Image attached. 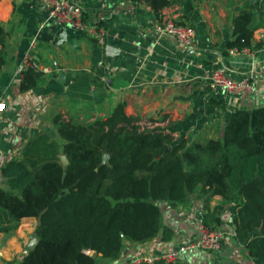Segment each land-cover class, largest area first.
Returning <instances> with one entry per match:
<instances>
[{
    "label": "crops",
    "instance_id": "crops-1",
    "mask_svg": "<svg viewBox=\"0 0 264 264\" xmlns=\"http://www.w3.org/2000/svg\"><path fill=\"white\" fill-rule=\"evenodd\" d=\"M74 1L82 5L87 21L105 30V48L85 33L68 28L59 41L63 27L43 23L46 12L41 0H0V21L9 33L7 63L0 71V99L6 101L0 114V187L8 188L1 168L8 160L21 159L32 137L46 133L59 141L52 122L56 115L90 122L123 102L125 114L136 118L141 128L168 132L174 141L186 138L189 143L219 138L224 120L236 109L264 106V26L254 31L250 53H230L225 46L231 38L230 17L249 4L256 14L264 13V0H170L161 13L196 28L189 46L156 32L159 19L144 0ZM33 37L38 41L33 56L45 65L56 62L61 71L40 73L35 87L22 90L20 62ZM219 66L235 79L253 73V93L232 96L221 88L209 89L207 76ZM60 73H64L63 81L57 78ZM207 98L221 101L211 114L206 113ZM236 202H224L215 195L205 204L199 193L189 194L184 204L160 202L162 224L173 231L170 239L158 234L144 243L125 240L119 259L98 255L95 264H122L144 253L160 256L190 243L208 211H214L225 232L221 251L192 249L181 254L180 262L255 264L234 236ZM36 224V217H23L15 230L0 231V264H19L26 243L36 238Z\"/></svg>",
    "mask_w": 264,
    "mask_h": 264
},
{
    "label": "trees",
    "instance_id": "trees-1",
    "mask_svg": "<svg viewBox=\"0 0 264 264\" xmlns=\"http://www.w3.org/2000/svg\"><path fill=\"white\" fill-rule=\"evenodd\" d=\"M144 1L158 19L170 3ZM263 18L252 4L230 17L226 48L251 47ZM8 36L0 21V71L7 63ZM40 77L24 71L20 89L35 87ZM220 104L207 98L206 113ZM52 122L61 143L37 134L24 145L21 159L1 168L8 188L0 187V231L15 230L23 217L37 218L35 248L27 249L19 264H95L98 255L114 261L125 240L144 243L158 234L168 240L173 231L163 226L159 203L184 204L196 191L205 204L215 195L224 202L237 200L235 239L255 264H264V106L230 112L222 135L204 142L174 141L171 133L141 128L125 114L123 102L90 122L60 115ZM104 153L109 154L107 164L100 163ZM60 155L66 156V165ZM201 222L219 226L220 219L208 211Z\"/></svg>",
    "mask_w": 264,
    "mask_h": 264
},
{
    "label": "built area",
    "instance_id": "built-area-1",
    "mask_svg": "<svg viewBox=\"0 0 264 264\" xmlns=\"http://www.w3.org/2000/svg\"><path fill=\"white\" fill-rule=\"evenodd\" d=\"M45 9L46 17L44 22H52L63 27L59 41L65 36L66 28L83 32L92 37L99 47H106V32L96 22H89L85 19L84 9L81 4L74 0H41ZM156 32L159 35L170 36L179 43L189 46L193 43L196 35V28L188 24L178 23L176 19L166 13L160 14L157 23ZM37 39L32 38L28 44L21 62L20 70L26 71L31 69L43 75H51L58 73L61 68L56 62L53 65H45L33 56V51L37 46ZM264 49V45L262 47ZM230 53L248 54V47L242 49L230 48ZM105 81L104 78H102ZM254 75L249 73L247 77L235 79L229 75L227 68L219 66L213 68L207 76V84L209 89H223L227 94L232 96H249L254 91ZM6 109V101L0 99V114ZM225 232L219 226H209L200 223L196 238L187 244L172 247L160 256L153 254H142L135 256L132 263L141 264L143 262H153L162 260L163 263H177L181 260V254L192 249H200L208 252L218 253L222 249Z\"/></svg>",
    "mask_w": 264,
    "mask_h": 264
},
{
    "label": "water",
    "instance_id": "water-1",
    "mask_svg": "<svg viewBox=\"0 0 264 264\" xmlns=\"http://www.w3.org/2000/svg\"><path fill=\"white\" fill-rule=\"evenodd\" d=\"M58 80L60 81H63L65 76H64V73H60L58 76H57ZM169 148H167L168 150ZM60 158V162L63 164V165H66L67 164V158L65 155H60L59 156ZM109 162V154L108 153H104L101 157V161L100 163L101 164H107ZM65 174V173H64ZM36 242H37V239L36 238H31L25 245V248L28 249V250H32L35 248V245H36ZM85 253L87 254H90L91 253V250L90 249H87L85 250Z\"/></svg>",
    "mask_w": 264,
    "mask_h": 264
},
{
    "label": "rangeland",
    "instance_id": "rangeland-1",
    "mask_svg": "<svg viewBox=\"0 0 264 264\" xmlns=\"http://www.w3.org/2000/svg\"><path fill=\"white\" fill-rule=\"evenodd\" d=\"M84 121H85V119H83V120H80V119L77 120V122H84ZM145 128H146V127H145ZM194 193L196 194V193H198V191H196V192H194ZM97 258H98V257H97ZM97 258H96V260H97Z\"/></svg>",
    "mask_w": 264,
    "mask_h": 264
}]
</instances>
